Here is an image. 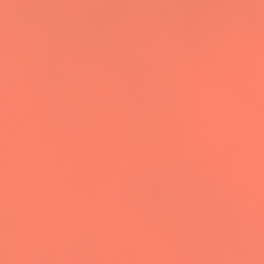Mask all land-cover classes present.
<instances>
[{
	"label": "water",
	"instance_id": "95a60500",
	"mask_svg": "<svg viewBox=\"0 0 264 264\" xmlns=\"http://www.w3.org/2000/svg\"><path fill=\"white\" fill-rule=\"evenodd\" d=\"M260 0H0L7 53V226L14 264L264 260ZM152 20L180 49L65 89L37 41ZM238 39L225 38L234 23ZM54 51V49H53ZM118 80V82H117ZM83 81L82 83H79ZM0 75V235L4 211Z\"/></svg>",
	"mask_w": 264,
	"mask_h": 264
},
{
	"label": "clouds",
	"instance_id": "9594fccd",
	"mask_svg": "<svg viewBox=\"0 0 264 264\" xmlns=\"http://www.w3.org/2000/svg\"><path fill=\"white\" fill-rule=\"evenodd\" d=\"M257 7L264 8V0H260ZM55 22L45 25L41 29L37 41L38 65L41 75L48 74L47 58L51 55L59 57L57 71L61 75L65 89L78 86L75 77L86 74L93 83L104 81L109 75L122 77L125 70L135 68L142 60L149 66L159 60L162 55L171 56L180 49L181 39L178 29L171 31L167 26H161L155 21L145 20L124 24L122 26L111 23L90 26L86 31L76 29L73 34L63 38H56L53 32ZM239 23L231 26L227 36H221L220 43L225 38L238 39L240 35ZM54 49V51H53ZM0 75L3 83L4 99V211L5 221L2 235H0V264H14L10 259L12 251L7 226V100L9 66L5 52ZM83 81L79 82L82 83ZM118 82V80H117ZM246 264H257L248 261ZM258 264H264L260 260Z\"/></svg>",
	"mask_w": 264,
	"mask_h": 264
}]
</instances>
